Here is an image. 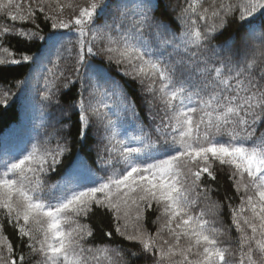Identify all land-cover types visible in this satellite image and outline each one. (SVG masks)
<instances>
[{"label": "snow or ice", "instance_id": "snow-or-ice-1", "mask_svg": "<svg viewBox=\"0 0 264 264\" xmlns=\"http://www.w3.org/2000/svg\"><path fill=\"white\" fill-rule=\"evenodd\" d=\"M112 8L119 15L109 23ZM121 8L127 5L119 0H90L87 6L73 0H0V17L11 22L0 24V50L6 54L0 65L36 60L27 54L16 59L4 48L10 36L48 41L44 59L51 66L44 73L43 101L58 103L57 81L63 79L60 87L75 86L60 67L68 30L79 46L71 71L79 76L87 57L104 55L139 85L149 120L146 131L135 103L122 98L138 132L119 138L115 121L82 85L70 106L78 117V139L95 131L97 163L111 171L78 178L74 169L62 184H47L69 150L67 138L55 147L33 143L0 160V264H25L29 257L35 264H135L140 255L149 264H231V245L219 239L223 228L207 218L224 204L239 233V264H257L254 254L264 264V0H209L206 6L205 0H185L183 6L139 0L124 32ZM66 9L72 10L68 18ZM41 17L52 30L47 37L41 35ZM232 25L235 31L213 45ZM153 39L158 47L150 44ZM173 54L182 55L173 60ZM0 104H8L7 94ZM218 170L226 171L238 205L229 195L223 202L212 200L218 187L210 182ZM149 212L157 213L154 233L145 227ZM97 213L110 217L115 235L129 242L128 251L110 246L112 231L103 232L100 243L91 242L94 229L83 221ZM5 221L19 245L4 234ZM135 245L139 250L131 251Z\"/></svg>", "mask_w": 264, "mask_h": 264}, {"label": "trees", "instance_id": "trees-1", "mask_svg": "<svg viewBox=\"0 0 264 264\" xmlns=\"http://www.w3.org/2000/svg\"><path fill=\"white\" fill-rule=\"evenodd\" d=\"M90 0H73L77 6H87ZM127 8H121V11L126 12V18L122 20L123 28L121 32L126 31L133 23L136 4L139 0H119ZM209 0H205V6ZM185 0H172L173 5L183 6ZM71 9H66L65 17L68 18ZM170 18L174 19L175 14L169 8ZM179 11V8L176 9ZM78 14V7L76 9ZM119 13L115 8L109 10L107 20L109 23L113 22V18L118 16ZM159 15V13H157ZM121 21H117L120 23ZM11 23L6 18L0 17V24ZM41 35L47 37L52 31L50 26L46 24L42 17ZM180 24L175 21L173 30L179 35ZM66 39L61 43L64 48L61 49L63 59L60 61V67L65 71L66 76H71L75 81V86L69 85L68 88L60 87L63 84V79L57 81L59 91L57 92V99L52 102H45L41 99V93L44 89V73L47 67L51 65L44 59L49 52V44L47 39L34 41L21 40L17 37L10 36L3 41V47L8 48L9 52L14 54L16 59H20L22 54L33 55L36 57L34 63L19 64V65H0V99H3L7 94L8 104H0V160L9 159L12 155L19 154L21 150L29 148L33 143L44 144L47 141V146L55 147L58 140L67 138L68 152L62 158V164L58 165L56 173H50L47 179V184H62L68 176V173L74 169L77 172V177H87L89 173H94L95 178L105 176L111 168L105 169L97 163L96 143L99 136L95 131L89 132L88 139L80 141L76 131V123L78 117L71 113L70 106L73 103V97L79 98L82 85L84 88L90 90L92 95L89 97L93 104L100 107L101 112H108L110 118L115 121V130L119 134V138L126 139L132 135L137 134L138 126L131 118L130 114L124 111L123 99L126 98L129 102H134L137 110L141 114V118L145 125V130L148 129L149 120L144 110V104L141 99L139 85L129 77H124L120 71H117V66L114 63H109L104 55L95 57H87L84 65L80 68L79 76H76L71 70L75 65L76 55L79 51V46L76 44V34L74 32L63 30ZM235 31V25L230 26L225 32L224 36L212 41L213 45L220 44L223 39ZM113 36L117 39L119 34L113 31ZM146 39L147 30H146ZM71 39V43L68 40ZM135 43V41H132ZM101 44L103 42H100ZM150 44L153 47H158L155 40H151ZM58 43L55 47L51 48L53 53L52 59L55 58L54 53L56 48H59ZM99 45H94V50H97ZM71 49V53L65 49ZM170 51V50H169ZM182 54H173L172 59H178ZM0 58H6V54L0 50ZM168 54L165 53V59ZM117 93V95H113ZM87 95V93H86ZM121 97V98H118ZM108 104L110 108L103 107ZM160 106L157 105V109ZM162 115V113L160 114ZM95 124V122H94ZM103 128L100 133L103 134ZM119 168L121 165H114ZM219 168V166H217ZM213 183L218 187V191L212 193V200H219L223 202L225 195L233 197V203L239 204V197L235 195L234 190L231 188L230 182L227 180V173L217 172V180ZM53 192H56L53 189ZM51 196L52 193H46ZM199 207H205L201 203ZM2 211V210H0ZM145 227L149 232L154 233L156 225L152 223L157 213L149 212L146 214ZM2 218V217H0ZM208 219L214 221L215 227L223 228L224 234L219 239L225 245H231V251L234 253L229 257L231 264H239V249L238 237L239 233L236 231L235 226L231 224V216L227 207L224 204L223 208L219 211L218 215L209 213ZM90 223L94 229L95 238L93 243H100L102 233L105 231H112L113 237L110 246L124 247L126 251L129 248V242L124 241L122 237L116 236L114 226L111 223L109 216H104L100 213L92 216L90 220L83 221ZM4 234L9 236L14 245H19V241L15 235V231L11 226H8L5 221ZM139 245L131 247V251H138ZM16 251L19 252L20 248L17 246ZM27 249H25L27 257ZM135 264H149L144 255L133 258ZM254 259L257 264H261L259 254H254ZM35 264V259L26 258L25 264Z\"/></svg>", "mask_w": 264, "mask_h": 264}]
</instances>
